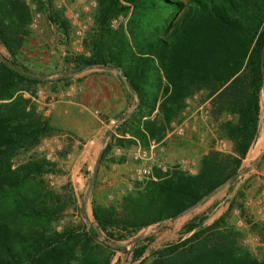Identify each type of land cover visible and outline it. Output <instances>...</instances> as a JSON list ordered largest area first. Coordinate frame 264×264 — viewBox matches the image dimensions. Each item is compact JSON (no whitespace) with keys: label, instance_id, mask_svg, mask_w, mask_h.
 <instances>
[{"label":"trees","instance_id":"1","mask_svg":"<svg viewBox=\"0 0 264 264\" xmlns=\"http://www.w3.org/2000/svg\"><path fill=\"white\" fill-rule=\"evenodd\" d=\"M95 2L82 39L88 54L65 55L61 77L87 67L113 70L127 105H133L126 117L119 116L124 119L114 126L100 163H123L135 141L144 146L147 137L161 140L167 125L181 119L185 99L197 91L209 100L213 131L228 151L209 148L193 172L155 169L154 178L130 180L118 196L109 190L106 203L92 196L90 224L82 215L79 222H63L74 199L54 192L44 179L59 171L56 162L42 152L15 165L11 159L57 131L32 100L46 74L20 58L31 37L30 5L54 26L58 39L68 43L71 26L55 0H0V46L7 54H0V264H119L112 262L116 247L139 230L179 217L221 185L229 194L238 178L231 177L256 138L264 85V0ZM118 15H127L124 25L111 27ZM115 147L120 154L113 158ZM233 209L243 227L264 242V223L247 216L243 202L232 195L224 212L209 222L204 212L191 216L181 224L178 240L146 256L152 235L133 242L130 259L135 264H264V244L253 254L242 242V229L229 222Z\"/></svg>","mask_w":264,"mask_h":264},{"label":"rangeland","instance_id":"2","mask_svg":"<svg viewBox=\"0 0 264 264\" xmlns=\"http://www.w3.org/2000/svg\"><path fill=\"white\" fill-rule=\"evenodd\" d=\"M60 2L61 0H55V4ZM63 2L69 9L77 8V5L72 0H63ZM30 8L33 11L29 23L31 37L26 47L21 51L20 58L34 71L46 74L47 80L37 86L32 100L35 103L36 110L46 117L57 131L41 139L34 149L18 151L11 159V163L15 165L25 160L32 152H42L46 158L55 161L59 171L45 174V182L54 192L58 194L66 193L74 199V205L66 210L62 221L79 222L83 218L86 224H90L91 197L94 196L98 202L106 203L110 200V196L107 194L109 190L118 196V193H121L124 186H128L131 180L130 174L134 165L131 151L126 152V159L123 163H110L107 160L100 163V156L113 131V125L120 120L118 119L119 116L127 113L133 105H127L125 109L112 115L110 111L104 113L98 106L93 104H76L75 101L79 94L83 92V88H86V86H83L85 80L96 78V76L105 71L97 67H87L79 72L68 73L65 75V79H62L61 74L65 69L62 58L67 54H79L71 49V35L69 33L68 43L58 39L54 26L49 24L44 15L36 11L33 5H30ZM123 17L126 20L127 15ZM120 23L124 25L125 21ZM51 39L54 40L51 42ZM0 54L7 55L1 46ZM197 92L199 98L204 100L201 92ZM50 96H54L55 100L54 107L51 109L47 107ZM129 103L132 102L129 101ZM184 108L181 112V119L184 117V114H182L184 113ZM64 109H66L67 113ZM208 116L206 123L198 119V117L195 119L196 131H188L184 136L169 135L164 139L163 163L170 165L180 158H186L190 163L187 166H183L182 169L193 172L196 161L201 154L209 148L216 150L214 148V139L219 138L215 135L211 119H209L210 110ZM179 121H171L166 129H169L170 124H176ZM202 131L204 132V140L200 141L198 140L197 132ZM223 142L225 147L220 152L228 151L227 143L224 140ZM263 148L264 85L259 94L256 139L242 161L241 170L251 166L252 162L260 155L258 161L250 170L237 176L238 178L233 183L229 194L226 193V185H222L205 202L190 211L160 225L145 227L139 230L132 238L121 242L122 246L116 247L117 249L114 251L112 262L116 260L119 264H135L130 259L132 244L128 243L134 237L152 235V239L147 242V248L143 253V256H146L149 250L178 240L180 238L179 228L181 224L191 216L204 212L207 216L205 222H209L226 210L227 200L232 195H235L238 201L241 200L243 202L245 197L255 194L257 189L264 183V152L261 154ZM99 151V161L95 165ZM112 153L110 156L116 158L117 155L114 152ZM245 209L246 215L257 222V218L252 215L251 208L245 207ZM81 211L82 214H79ZM228 217L229 222L234 224L237 216L232 210ZM235 226L241 228L244 232L243 244L253 254L258 255L264 242H261L255 234L243 227V224Z\"/></svg>","mask_w":264,"mask_h":264},{"label":"built area","instance_id":"3","mask_svg":"<svg viewBox=\"0 0 264 264\" xmlns=\"http://www.w3.org/2000/svg\"><path fill=\"white\" fill-rule=\"evenodd\" d=\"M77 5L76 9H69L67 5L61 0L58 6L63 7V15L68 20L71 26L70 46L73 52L87 55L88 52L82 48V39L85 30L87 29L88 22L90 21L89 12L95 7V0H72ZM125 17L118 15L109 21L111 27H115L120 22H124ZM54 39H51L52 42ZM68 94V92H67ZM54 96H50L47 102L49 109L54 107ZM184 108V117L176 124H170L169 129H166L165 136L161 140L147 137L146 144L140 145L138 141H135V145L130 148L131 157L134 161V165L131 170V180H142L145 178H154L153 171L155 169L165 172L171 166L179 167L187 166L190 163L186 158H180L173 164H165L162 161L164 153V139L169 135L184 136L188 131H196L194 124L195 119L198 117L201 121L208 120L210 103L208 99L201 100L198 92L193 93L190 98L186 99ZM200 131V130H199ZM198 140H204V132H197ZM224 142L221 139H214V148L217 151L224 150ZM114 154H120V149L115 147L113 149ZM244 207L251 208L252 215L257 218L259 222L264 223V183L257 189L256 193L247 196L243 200ZM237 216L234 221V225H242V220L238 216L237 209L232 210Z\"/></svg>","mask_w":264,"mask_h":264},{"label":"crops","instance_id":"4","mask_svg":"<svg viewBox=\"0 0 264 264\" xmlns=\"http://www.w3.org/2000/svg\"><path fill=\"white\" fill-rule=\"evenodd\" d=\"M83 86L86 88H83V92L79 94L76 104H93L104 113L110 111L112 115L119 113L127 106L128 98L117 78V73L113 70L105 71L96 78H88ZM64 110L67 113L66 109Z\"/></svg>","mask_w":264,"mask_h":264},{"label":"water","instance_id":"5","mask_svg":"<svg viewBox=\"0 0 264 264\" xmlns=\"http://www.w3.org/2000/svg\"><path fill=\"white\" fill-rule=\"evenodd\" d=\"M133 109V107H131L129 110H128V112H127V114L124 116V117H126L127 115H128V113H130L131 112V110ZM124 117L123 118H121L120 120H118L116 123H119L120 121H122V119H124ZM116 124H114L113 125V127L115 126ZM264 152V148H263V150H262V152H261V154ZM99 156H100V151H99V153H98V156H97V159H96V164L95 165H97V163H98V161H99ZM259 157H260V155L254 160V162H252V164H251V166H249V167H246V168H244L243 170H241V171H239V172H237L235 175H233L232 177H231V179H234L235 177H237V176H239L241 173H244V172H247L248 170H250V168L258 161V159H259ZM222 186V185H221ZM221 186H219V187H217V188H215L214 190H212V192H210L204 199H207L208 197H210L218 188H220ZM204 199H202L200 202H198L196 205H194V206H192V207H190V208H188V209H186V210H184V212L182 213V214H184V213H186V212H188V211H190L192 208H194V207H196L197 205H199ZM165 221H168V220H165ZM165 221H162L161 223H163V222H165ZM160 223V224H161ZM159 224V225H160ZM158 227V226H157ZM142 237H140V236H137V237H134L130 242H128L129 244H132L133 242H135V241H137V240H139V239H141Z\"/></svg>","mask_w":264,"mask_h":264}]
</instances>
